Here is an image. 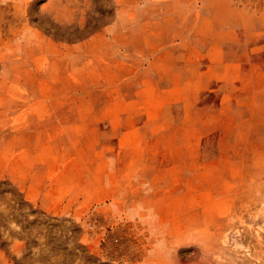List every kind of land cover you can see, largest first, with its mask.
<instances>
[{"label":"rangeland","instance_id":"rangeland-1","mask_svg":"<svg viewBox=\"0 0 264 264\" xmlns=\"http://www.w3.org/2000/svg\"><path fill=\"white\" fill-rule=\"evenodd\" d=\"M0 264H264V0H0Z\"/></svg>","mask_w":264,"mask_h":264}]
</instances>
